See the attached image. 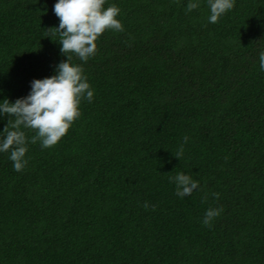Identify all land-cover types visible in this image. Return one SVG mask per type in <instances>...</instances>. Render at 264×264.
<instances>
[{
	"label": "trees",
	"instance_id": "1",
	"mask_svg": "<svg viewBox=\"0 0 264 264\" xmlns=\"http://www.w3.org/2000/svg\"><path fill=\"white\" fill-rule=\"evenodd\" d=\"M56 2L0 0V103L67 60ZM189 2L106 0L124 31L87 62L66 54L94 97L51 148L21 128L22 171L0 152V264H264V0L215 24L207 0ZM181 172L199 182L184 198Z\"/></svg>",
	"mask_w": 264,
	"mask_h": 264
},
{
	"label": "clouds",
	"instance_id": "2",
	"mask_svg": "<svg viewBox=\"0 0 264 264\" xmlns=\"http://www.w3.org/2000/svg\"><path fill=\"white\" fill-rule=\"evenodd\" d=\"M106 0H57L54 13L59 18V27L51 28L53 35H60V51L67 57L56 68V74L31 82V91L27 97L19 98L14 103L5 99L0 103V115L14 117L8 121L0 139V152H10V160L14 170L20 172L27 165L25 155L28 151L29 139L21 130L31 129L35 135L31 137L32 144L39 141L44 149L55 146L64 137L75 120L80 115L81 101L92 102L94 91L84 75L83 67L71 63L74 53L81 61L87 62L97 50L96 41L107 30L124 31L117 16L120 9L111 5L104 7ZM210 8V23H217L219 18L234 7L235 0H207ZM199 7L197 2L187 4L191 12ZM259 66L264 70V52L259 54ZM10 126V127H9ZM11 128V130H10ZM187 142V137H184ZM183 154V145L175 157ZM170 182L176 185L177 196H190L198 189L199 182L183 172L170 177ZM217 199L219 194H214ZM145 208L149 207L146 202ZM155 210V206H152ZM222 212L220 208H209L204 216L203 224L211 226L214 218Z\"/></svg>",
	"mask_w": 264,
	"mask_h": 264
}]
</instances>
